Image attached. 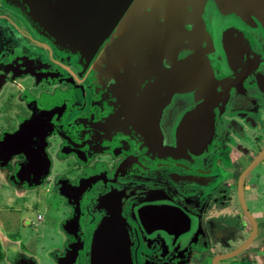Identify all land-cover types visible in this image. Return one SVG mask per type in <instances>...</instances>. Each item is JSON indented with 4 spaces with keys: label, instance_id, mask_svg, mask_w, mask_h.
I'll list each match as a JSON object with an SVG mask.
<instances>
[{
    "label": "flooded vegetation",
    "instance_id": "obj_1",
    "mask_svg": "<svg viewBox=\"0 0 264 264\" xmlns=\"http://www.w3.org/2000/svg\"><path fill=\"white\" fill-rule=\"evenodd\" d=\"M11 4L17 9H0V143L33 119L28 138L41 136L46 159L35 182L51 179L49 190L65 205L66 220H75L68 222L65 244L67 250L80 247L75 264H88L91 234L115 206L125 220L132 264H264V156L242 179L250 216L238 193L240 174L264 149V101L230 93L220 115L224 130L208 158L138 148L134 127L119 115L113 92L93 70L102 46L91 57L59 46L25 21L20 3ZM1 149L0 161L10 163L6 171L23 187L35 186L19 174L26 153ZM219 153H225L222 160ZM165 196L199 220L196 241L186 249L145 238L135 222L134 206ZM250 220L256 223L252 240L234 256L219 258L248 239Z\"/></svg>",
    "mask_w": 264,
    "mask_h": 264
},
{
    "label": "water",
    "instance_id": "obj_2",
    "mask_svg": "<svg viewBox=\"0 0 264 264\" xmlns=\"http://www.w3.org/2000/svg\"><path fill=\"white\" fill-rule=\"evenodd\" d=\"M18 2L32 23L57 45L72 51L78 50L71 48L66 37L72 28L74 35L84 33L88 38L116 25L107 51L98 59L96 74L113 92L119 115L152 151L193 161L205 159L215 137L224 130L221 107L232 91L264 101V0ZM98 43L97 35L94 47ZM31 122L2 139L0 149L8 145L15 152H25L19 174L23 181L36 185L46 159L41 136L33 141L28 138ZM263 156L264 149L238 179L240 203L247 216L242 179ZM132 213L145 238L158 239L177 251L196 241L200 232L196 216L166 196L140 201ZM250 222L248 239L219 258L234 256L247 246L256 232V223ZM79 249L78 245L68 248L58 256L57 264H75ZM88 264H132L120 206L94 228Z\"/></svg>",
    "mask_w": 264,
    "mask_h": 264
},
{
    "label": "rangeland",
    "instance_id": "obj_3",
    "mask_svg": "<svg viewBox=\"0 0 264 264\" xmlns=\"http://www.w3.org/2000/svg\"><path fill=\"white\" fill-rule=\"evenodd\" d=\"M10 2V0H0V9H17L15 4ZM19 5L24 12V6L21 3ZM12 16L11 14L10 17ZM24 17L27 23L40 30L29 18ZM12 18L19 23L16 17ZM115 28L116 25L108 30L104 29L103 35L102 33L97 34L99 36L97 46L101 45L102 49L93 61L95 72H97L98 59L107 51L106 48L111 41ZM74 31L75 29L72 28L66 32L71 48L81 51L84 57H86L85 55L91 57V52L96 47H94L96 33L91 37L89 35L87 38L84 33L74 35ZM237 100L238 96L233 98V107ZM247 105L251 106V103ZM224 108L221 107L222 112ZM136 142L138 148L147 146L139 136H137ZM219 154L218 158L222 160L225 153ZM9 164L0 161V264H16L20 260H31L34 264H56L58 255L64 253L65 249L63 250V247L68 241V235L62 226L68 213L65 205L62 204L61 199L55 197L49 190L51 179L45 180V177H43L35 186L23 187L14 175H10V172L6 171V166ZM222 171L224 172L223 166ZM138 173L140 175L144 174L141 171H138ZM53 186H57L54 181ZM175 198L176 200H182L177 196ZM250 208L253 209L251 205ZM37 214L41 216V220H37ZM26 218H29L30 224L23 223L22 220Z\"/></svg>",
    "mask_w": 264,
    "mask_h": 264
},
{
    "label": "crops",
    "instance_id": "obj_4",
    "mask_svg": "<svg viewBox=\"0 0 264 264\" xmlns=\"http://www.w3.org/2000/svg\"><path fill=\"white\" fill-rule=\"evenodd\" d=\"M11 1H13V2H18V0H11ZM11 3V2H10ZM24 16H26L25 14H24ZM27 17V16H26ZM28 18V17H27ZM35 185V184H34ZM33 186V185H32ZM27 187H30V186H27ZM38 215V216H37ZM36 216H37V220H41L42 218H41V216L39 215V214H37ZM23 221V223H25V224H30L31 223V221L29 220V218H26V219H23L22 220ZM69 221L68 220H66L65 219V221L63 222V224H62V226H63V229H65V232L67 233V225L69 224L68 223ZM220 225H222V226H224L225 227V223H221ZM59 227V226H58ZM62 233V232H61ZM67 247V246H66ZM66 247H65V251H64V253L63 254H59L58 256H63L65 253H66V251H67V249H66ZM33 258V257H32ZM56 264H57V260H56Z\"/></svg>",
    "mask_w": 264,
    "mask_h": 264
}]
</instances>
